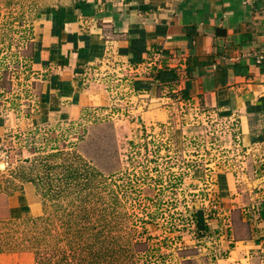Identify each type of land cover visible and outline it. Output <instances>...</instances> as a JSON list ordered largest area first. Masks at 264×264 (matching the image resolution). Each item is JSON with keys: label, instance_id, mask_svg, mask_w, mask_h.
Listing matches in <instances>:
<instances>
[{"label": "rangeland", "instance_id": "374dc122", "mask_svg": "<svg viewBox=\"0 0 264 264\" xmlns=\"http://www.w3.org/2000/svg\"><path fill=\"white\" fill-rule=\"evenodd\" d=\"M63 1L0 0V264L46 263L37 251L59 264L70 229L75 240L112 247L111 264H219L248 235L251 200L221 195L220 175L248 186L260 162L229 118L181 99L167 117L141 119L134 77L145 72L119 61L87 68L81 102L41 117L35 23ZM25 183L39 213L7 212Z\"/></svg>", "mask_w": 264, "mask_h": 264}, {"label": "crops", "instance_id": "0c3cea01", "mask_svg": "<svg viewBox=\"0 0 264 264\" xmlns=\"http://www.w3.org/2000/svg\"><path fill=\"white\" fill-rule=\"evenodd\" d=\"M33 51L43 118L79 104L86 69L105 61L145 72L134 77L144 121L167 117L177 99L229 118L260 163L248 186L220 175L221 195L251 200L248 235L218 263L264 264V0H65L39 10ZM6 208L32 215L40 203L25 183Z\"/></svg>", "mask_w": 264, "mask_h": 264}, {"label": "trees", "instance_id": "16d2710c", "mask_svg": "<svg viewBox=\"0 0 264 264\" xmlns=\"http://www.w3.org/2000/svg\"><path fill=\"white\" fill-rule=\"evenodd\" d=\"M71 241L67 242L70 250L66 251V249L62 246L59 247L61 252V256L58 259L59 264H111L113 262V257H110L113 252H109V249L112 247L106 248L104 244L100 242H96L95 240L92 242L84 241L83 238H78L75 240V232L70 229ZM135 243L143 242L141 239L135 237ZM76 248H79L78 251ZM85 252L82 253L81 250ZM110 254V255H109ZM50 255H46V253H40L37 251V258L42 262V260H46L50 262ZM44 264H48V263ZM57 261H54L53 264H56ZM124 264H128L125 262Z\"/></svg>", "mask_w": 264, "mask_h": 264}, {"label": "built area", "instance_id": "2783aa9c", "mask_svg": "<svg viewBox=\"0 0 264 264\" xmlns=\"http://www.w3.org/2000/svg\"><path fill=\"white\" fill-rule=\"evenodd\" d=\"M262 56H260L259 58H261Z\"/></svg>", "mask_w": 264, "mask_h": 264}]
</instances>
